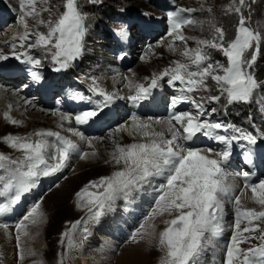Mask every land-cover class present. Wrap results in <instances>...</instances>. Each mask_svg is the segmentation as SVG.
<instances>
[{
  "label": "snow or ice",
  "instance_id": "snow-or-ice-1",
  "mask_svg": "<svg viewBox=\"0 0 264 264\" xmlns=\"http://www.w3.org/2000/svg\"><path fill=\"white\" fill-rule=\"evenodd\" d=\"M44 3L46 0H19L18 22L23 31L13 38L17 42L11 44L12 54L21 63L36 67L41 63L39 59H34L26 52H18L17 49H24L26 46L29 49L41 47L52 52V58L59 63L60 68H66L71 61L82 54L86 31L85 17L79 9L78 0H63L64 10L62 12L57 10L55 18L51 8L40 6ZM247 4L248 0H232L227 7L226 12H235L240 17L235 37L227 44L224 43L225 31L215 25L212 26L214 34L211 39L186 37L183 34V29L187 26L202 25V22L191 17L196 9H180L177 13H169V36L186 45L183 56L191 63L173 61L174 66L154 76L147 86L143 83L133 85L130 81L128 87L130 90L134 87L135 94L127 98L133 103L147 100L151 96L152 89H155L159 81L166 76L170 77V82L179 81L188 93L201 89L211 91L207 83L210 77L220 92V95L209 96L210 101L218 102L222 95H226L229 104L250 102L255 90L260 87L250 69L260 52L262 36L246 26L242 9ZM207 11L211 12L212 9L209 7ZM43 12L49 13L48 19L43 18ZM180 13H188V16H182ZM29 21L32 23L30 24ZM40 26L45 27L47 31L38 30ZM119 34L124 36L126 32L121 30ZM189 39L196 43V48L187 47ZM206 49L222 52L227 64L212 62L211 54ZM6 59L8 57L0 52V61ZM31 75L35 80L41 79L35 71H32ZM93 83L95 84V81ZM94 91L104 98L103 101L97 103L95 109L77 114L76 124L89 123L113 102V95L98 88ZM180 99L184 100L187 97ZM177 102V99H173V107ZM196 106L202 107L199 104ZM11 107L8 105L9 112L4 113V119L19 126L20 122L10 115ZM64 119L70 118L64 116ZM133 119L134 128L143 130L142 137L148 138L147 142L117 145L112 153V159L116 165L122 167L109 176L86 184L76 193V206L80 210L87 209L89 219L98 221L104 209L110 207L121 193L126 194L151 177H163L165 182L156 189L158 195L154 207L145 222L140 224L137 232L133 233L132 240L136 242L138 236L141 238L152 236L156 226L150 221L157 216L167 215L172 218L164 221L166 227L159 232L158 239L159 247L164 251L161 264H199L205 250V234L218 237L225 230L222 223L224 198L229 197L234 191V185L227 183L224 165L231 156L232 141L246 140L248 144L254 145L257 137L239 129L236 130L239 135L230 139L225 136H215V139L225 145V149L216 153L219 159H214L210 155L202 154L199 149L182 147L177 140L179 129H170L171 139H167L163 133L150 131V123ZM171 120L183 128L186 133L185 140H192L198 133L212 136L216 130L225 129L222 123L201 121L197 115L191 113L173 115ZM73 134L80 140L85 139L82 133ZM49 137H54L57 143H50ZM261 138H264V134H261ZM3 142L21 153L16 159L0 153V169L6 173L0 175V194L14 192V200H19L40 176H49L62 171L68 166L73 154H79L81 160L87 159L89 155H97L95 152H83L77 143L61 136L59 132L50 130L36 131L25 137L8 135L3 138ZM88 146L92 147L91 141H88ZM236 175H242L245 180L249 178L248 172L236 173ZM244 187L250 189L252 201L259 205V209L245 207L241 196H235L231 200L235 205L234 219L224 264H264V180L255 184L245 183ZM81 201L84 203L82 204ZM4 212L5 208L0 207V215ZM45 219L46 214L40 201L34 203L15 225L16 246L20 249L21 262L25 259V249L21 244L22 237H28L30 227L43 223ZM81 223L82 220L75 221L61 234V245L64 246L66 241L67 251L61 254L58 264H66L70 252L78 247L75 235ZM0 228H7V225L0 224ZM84 231L86 232L87 228ZM252 240L259 243L247 249L241 247L242 244ZM27 254L35 255L31 250H28Z\"/></svg>",
  "mask_w": 264,
  "mask_h": 264
},
{
  "label": "rangeland",
  "instance_id": "rangeland-1",
  "mask_svg": "<svg viewBox=\"0 0 264 264\" xmlns=\"http://www.w3.org/2000/svg\"><path fill=\"white\" fill-rule=\"evenodd\" d=\"M231 2L232 0H95V2H93V0H78L79 7L82 9L84 17L88 22V35H85L84 41L87 65L90 66L88 68L94 70V77L99 78L98 82H96L97 86L105 91L104 75L110 74L112 69L119 68L118 63H121V58L111 53L110 50H108V44L102 42L98 37L99 34H107L105 28H119L118 21L115 22L116 19L113 18L114 14L128 12L130 14L136 13L143 17L144 15H148L151 19H154V21H158L162 18L161 23L163 22L166 24L167 18L169 17V7H172L174 10L193 8L196 9V11L191 14V17L202 22V25L187 26L183 29V34L186 37L211 39L214 34L212 26L215 25L221 27L225 31L224 43L227 44L235 37L240 18L235 12H226ZM0 3L2 6L16 12L15 20L12 22H9L11 19L7 20L5 24L9 26L0 29V40H2L6 37H14L16 35V31L14 30L19 26L20 11L19 0H0ZM161 4L165 5L166 8L162 9ZM40 6L51 8L53 18H55L57 10L59 12L64 10L63 0H46V3ZM209 7L212 9L211 12L207 11ZM242 12L246 19V26L259 32L262 36L260 52L257 55L254 66L250 69L260 84V87L255 90L252 100L248 103L234 102L229 104L226 95H222L218 102L210 101L208 99L209 96L220 95V92L217 90L215 82L209 77L207 83L211 91H204L201 89L197 91L196 98L203 102H208L207 106H210L209 112L211 113L214 110L212 113L219 115V120L217 121L215 119L216 121L214 123H221L225 120V125L229 128H232V124H234V131L231 129V136L234 133L239 135L236 131L239 129L256 136L257 142H261L264 146V138H261V134H264V0H248V4L242 9ZM42 16L44 19H48L49 13L43 12ZM29 23L31 24L32 22L29 21ZM164 28L166 29V27ZM8 29L9 31L7 32ZM123 29H125L124 25ZM34 30L36 29L34 28ZM38 30L47 31L43 26H40ZM166 34L169 35L167 29ZM154 39L156 41L146 48H137L135 51L133 48L132 52L128 54V63L124 62L123 66L125 69H119L123 70L120 74H125L126 76L123 75V77H120L122 79H120V83L116 85V92L127 95L130 91L128 87L130 81L133 85L143 83L147 86L154 76L158 75L166 68L174 66L172 64L173 61L191 63L190 60L183 56L186 47L184 43L175 40L172 36L171 38H163L158 35ZM162 41L163 43L158 49L157 43ZM5 43L1 46H3L6 56L10 59L14 57L12 54L13 50L10 44L6 45ZM170 45L175 46L176 50L172 51ZM187 47L196 48L197 45L192 39H189L187 41ZM28 49L29 48L26 46L24 49L18 48L17 51L24 52ZM31 50L35 52L37 59L40 60V65H46L52 59L51 51H46L41 47L31 48ZM147 50L149 53H146ZM206 50L210 52L212 62L218 61L222 64H227L226 57L222 52L214 49ZM52 51H54V49ZM151 57L152 59L146 62V60ZM10 95H8V97H12V95ZM37 107V112L46 111L45 115L50 114L48 110L43 109L42 106ZM26 111L29 112L28 110ZM231 112L238 114L237 117L232 116ZM33 113L36 112L34 111ZM10 115L13 119L19 121L20 125H13L6 121L4 119V113L1 114L0 112V153L8 155L12 159L20 157L21 153L13 150L7 143L3 142V138L8 135L25 137L40 130L57 132V129L60 127L61 129L63 127L64 131L74 133L71 126L59 125L58 127H52L49 125V121H52L55 117L60 118V115H50L51 117H46L44 122L37 117L22 116V114L15 111H11ZM125 122L127 121H120L116 127L122 126ZM173 125H175V121ZM161 132L166 135L165 138L171 139L170 133L165 130ZM180 132L182 131H179L178 137L183 133L180 134ZM109 136L110 135H107L105 137L109 138ZM33 139H35V137H33ZM99 139L100 138H85L80 142V144H82L80 148L83 152H89L93 149L92 143H95L96 147L100 149V153L95 160H81L79 154H73L68 166L61 171V176L53 187L50 190H46L45 186H42V190L35 198L34 203L42 201V208L46 214V219L37 226H31L29 229L30 235L28 237H22L21 244L25 249V259L23 262H21L19 258L20 249L16 246L15 227L0 228V264H58L61 254L67 251V242L65 241L64 246L61 245V234L67 231L68 228L71 227V224L77 220H82L75 235V241L78 247L70 252L66 258V264H161L164 251L159 247V232L166 227L164 221L172 217L167 215L155 217L153 223L156 227L155 233L152 236H144L143 238L138 236L137 241L133 242L132 235L140 228V224L145 222L151 209L154 207L155 198L158 195L156 189L165 182L163 177H151L147 181L141 182L140 186L131 189L126 194L121 193L118 198L112 202L110 207L104 209L103 215L98 221L89 219L87 209L80 210L76 206V193L86 184L90 181L99 180L101 177L109 176L122 167V165H116L113 159L108 160L104 154L108 152L111 154L110 156H112L116 147L110 144L100 145L98 144L101 142ZM48 140L50 143L56 144L54 137H49ZM98 140L99 142H97ZM147 140L148 138L144 137L143 142H147ZM88 141H91V148L88 146ZM132 143L140 142L136 141L134 136H131L128 137L127 142H122L121 144L128 145ZM254 145L249 144L253 149L255 148ZM202 150L206 155H210L211 158L219 159L216 153L209 152V150L205 149ZM231 168L232 167H229L230 170ZM224 169H227V167L224 166ZM231 171L235 174L234 170ZM5 174L4 170L0 169V175ZM225 174L229 175L230 173L227 171ZM230 177L231 178L227 180V182L230 183L231 181L232 183L230 185L236 186L235 188L238 192H240L241 188L245 189V184L239 181L236 174ZM262 180H264V170L261 172V176L256 183ZM155 185L157 187H155ZM90 190L94 191V189ZM248 190L246 199L242 204L248 208L259 209V205L252 201L250 189ZM150 195L154 196V200L151 207H148V197ZM235 196L238 195L232 192L229 197L224 198L222 223L225 230L223 234L218 237H210L209 234H205V250L200 258L199 264H224L225 251L229 242L231 225L234 219L235 205L231 200L234 199ZM127 202L136 204L134 207L137 211H140L138 216L143 217L144 222H140L135 228L131 229L126 240H123L122 236L117 232V226L123 220V207H125ZM81 203L83 204L84 201H81ZM129 209L134 208L132 206L128 207L127 205L125 210ZM28 210L29 209H26L25 214ZM173 215H175V213ZM133 219L135 220V218ZM85 228H87L86 232L84 231ZM148 231L152 230L148 229ZM258 243V241L252 240L249 243L242 244L241 247L247 249ZM131 249H133V251L129 252ZM28 250L34 252L35 255H28Z\"/></svg>",
  "mask_w": 264,
  "mask_h": 264
},
{
  "label": "bare ground",
  "instance_id": "bare-ground-1",
  "mask_svg": "<svg viewBox=\"0 0 264 264\" xmlns=\"http://www.w3.org/2000/svg\"><path fill=\"white\" fill-rule=\"evenodd\" d=\"M9 22H11V20ZM156 24L160 25V26L162 25L161 21H158ZM8 31H9V29L7 30V32ZM14 31H16V35L14 37H17L18 34L23 31L20 23H19V26H17V28ZM14 37L10 36V37H6V38L0 40V52H3V54L6 55V53L4 52V48L1 45H3V43H5V42H6L5 44H10V45L12 43L16 42L13 39ZM150 37H151V35H150ZM147 39L144 38V40L142 42L144 44L143 49L145 48V46L147 44V42H146ZM162 43H163V41L157 43L158 49L161 47ZM170 48L172 49V51L176 50L175 46L170 45ZM146 53H149V51L147 50ZM151 59H152V57L147 59L146 62H149V60H151ZM119 68L117 67L116 69H112L110 74H105L104 75L105 76V84H104L105 91L108 94L114 96L113 102L116 104L117 113H119V115H120V118L118 119V123L125 119L123 115L128 114L129 110L131 109L130 106H129V104H131V103H127V104L124 105V102L126 100H128V98H127L128 96L135 94V88L134 87L129 91V93L127 95L126 94H121L119 92H116V85H118L120 83V79H122L120 77H123V75H125V74H120V73H122V70H119ZM10 94L12 95V97H8V95H10ZM8 105L12 106L10 112L11 111H15V112H18V113L22 114V116L25 115L27 117H33V118L37 117L42 122H44L46 117H48L50 115H53V116H56V115L59 116L60 115V118L59 117H55L54 119H52V121H49V125L52 126V127H58L59 125H64L66 123V121L64 119L65 115H63L62 113L53 114L51 112L50 114L45 115L46 111H42L41 110L42 112H37L36 110L38 109V107L36 105L35 106L32 105L29 102V100L27 98L23 97L21 94H18L17 90L11 89L9 87H4L0 91V112H1V114L5 113V112H9ZM127 107H129V108H127ZM26 110H28L29 112H27ZM34 111L36 113H33ZM120 111H121V113H120ZM127 119L125 121H127ZM140 121L150 123L151 124L150 131H152V132L162 133L161 131L165 130L168 133H170L169 134L170 136L172 135V132L170 131V129H179V131L184 132L183 128H181L180 125L177 124L176 122H175V125H173L171 123L167 124L166 120L165 119L163 120L162 118L152 117V118H148V119H144V120H140ZM57 132H59L61 135L65 136L67 139L75 141V143H77L79 146L82 145V144H80V142L82 140H80V138L78 136L74 135L73 132L64 131L63 127H62V129H61V127L58 128ZM142 132H143L142 129L134 128V120L132 119V120H128L127 122L123 123L122 126H117V127L115 126L114 127V131L111 134H109L110 135L109 138L105 137V135H103V136H100V137H96V139L100 138L99 140L101 142L98 143L100 145H102V144H110V145H113L114 147H116L117 145H122L121 144L122 142L123 143L127 142L128 141V137H131V136H134L136 141L143 142L144 141V137H142ZM165 136L166 135H164V137ZM178 138L179 137H177V139ZM99 140L97 142H99ZM111 141H114V142H111ZM92 144H93V147H92L93 149H91L88 153L95 152V153H97V155L96 156L89 155V157L87 159H89L91 161L95 160L96 157H98V155L100 153V149L96 147L95 143H92ZM199 150L201 151L202 154L206 155V153L203 150H201V149H199ZM104 154H105V156H106V158L108 160H112V156H110L111 155L110 153L106 152ZM227 168H229V167H227ZM230 176H234V175L232 173H230L229 175H226L227 180H229L231 178ZM227 183L231 184L232 182L230 181V183L229 182H227ZM241 186H242V184H241ZM235 187H234L233 194L241 196V201L243 202L246 199V195H247L249 190L241 188L240 192H238ZM241 193H243V195H241ZM153 222H154V220L150 221V223H153ZM151 239H153V238H151ZM128 247H130V246H128ZM131 251H133V249H131L129 252H131Z\"/></svg>",
  "mask_w": 264,
  "mask_h": 264
}]
</instances>
